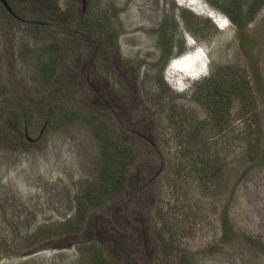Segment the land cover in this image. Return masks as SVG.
I'll use <instances>...</instances> for the list:
<instances>
[{"label": "rangeland", "instance_id": "rangeland-1", "mask_svg": "<svg viewBox=\"0 0 264 264\" xmlns=\"http://www.w3.org/2000/svg\"><path fill=\"white\" fill-rule=\"evenodd\" d=\"M255 1L60 0L65 32L0 11V83L11 89V81L21 82L16 93L36 100L44 90L37 67L53 57L58 71L47 95L59 83L80 109L73 120L29 124L37 141L26 130L0 135V264H91L94 246L110 257L111 236L136 231L134 209L127 193L99 203L84 194L102 166V140L90 120L95 115L96 124L105 122L124 142H155L166 155L180 137L168 125L175 106L208 120L202 137L221 173L201 184L193 173L179 181L162 173L151 186L152 214L144 217L192 264H264V1L251 9ZM234 7L244 13L251 46L230 19ZM190 12L199 17L191 29L184 19ZM171 38L176 43L169 48ZM203 60L206 73L198 67ZM172 63L183 73L170 83ZM217 67L236 73L255 98L262 143L249 155L237 132V104L221 128L191 93Z\"/></svg>", "mask_w": 264, "mask_h": 264}, {"label": "trees", "instance_id": "trees-1", "mask_svg": "<svg viewBox=\"0 0 264 264\" xmlns=\"http://www.w3.org/2000/svg\"><path fill=\"white\" fill-rule=\"evenodd\" d=\"M13 9V13L0 2V11L6 17H12L22 23H32L43 28L45 31L57 29L62 32L69 30L67 15L61 9L60 0H7ZM15 1L21 3V8L15 7ZM264 0H256L251 6L254 9ZM230 19L238 28L245 40V45L251 46L253 40L244 33L246 18L240 9L234 7L229 13ZM186 25H196L198 16L190 12L184 15ZM196 19V20H195ZM198 23V22H197ZM57 42L51 44L56 45ZM175 39H166L169 48L175 46ZM183 44V40H180ZM55 47V46H54ZM186 55L182 54L181 56ZM179 56V58L181 57ZM51 57L50 60L41 61L37 71V82L44 88L36 100L29 93L17 94L22 89L21 82L11 81L15 88H8L0 83V135L5 137L7 132L16 129L19 133L25 132L29 124L35 125L57 122L61 118L73 120L79 114V108L74 103V96L62 93L64 87L54 86L51 95H47V87L55 80L58 71V59ZM172 63L168 70V81L173 83L178 80L181 73ZM185 73V72H184ZM191 74L188 73L187 78ZM175 78V79H174ZM185 80V78H183ZM15 84V85H14ZM18 87H17V86ZM250 89V87H249ZM248 89L245 81L225 68H214L208 77H204L198 85L192 89V95L197 98L212 115L211 124L218 127L226 126L225 120L230 116L232 107L237 104L236 114L240 120L238 136L242 144V152L249 155L257 151L262 143L261 124L258 118V108L253 99L252 92ZM62 90V91H61ZM97 94L102 93L97 91ZM110 89V99L112 97ZM184 96V95H183ZM105 97V96H103ZM113 98V97H112ZM35 101V102H34ZM208 115V114H207ZM210 116H208L210 118ZM95 119L96 116H93ZM90 120L93 129L102 140L99 180L85 189V196L92 202L99 203L106 196L116 197L122 193L131 195L130 207L133 206L134 229L131 235L119 233L111 236L110 257L104 249L93 247L91 249V264H192L191 256L187 253L177 254L174 242H170L156 227L153 229L148 217L151 215L152 183L162 173L168 175L171 180L179 181L186 174L193 173L200 184L211 177H219L221 166L216 158L208 154V143L202 137L205 129L206 118L194 120L186 114L180 106L171 108V116L168 125L178 131L173 151L163 155L155 142L147 141L142 145L124 142L121 137L115 136V130L109 134V126L104 122L96 124ZM226 121V122H225ZM140 136L147 135L138 133ZM183 137V138H181ZM210 177V178H211ZM132 204V206H131ZM125 222L122 229L127 225L129 209L126 211ZM143 215V217H142ZM129 224V223H128ZM158 240L157 249L154 238Z\"/></svg>", "mask_w": 264, "mask_h": 264}, {"label": "water", "instance_id": "water-1", "mask_svg": "<svg viewBox=\"0 0 264 264\" xmlns=\"http://www.w3.org/2000/svg\"><path fill=\"white\" fill-rule=\"evenodd\" d=\"M1 2H2V4L7 8V10H9L10 12H14L13 10H12V8H11V6H10V4L8 3V1L7 0H0ZM42 135V132L40 133V136ZM26 137H27V139L28 140H30V141H37L38 140V138H36V139H34V138H32L30 135H29V133H28V131L26 130Z\"/></svg>", "mask_w": 264, "mask_h": 264}, {"label": "clouds", "instance_id": "clouds-1", "mask_svg": "<svg viewBox=\"0 0 264 264\" xmlns=\"http://www.w3.org/2000/svg\"><path fill=\"white\" fill-rule=\"evenodd\" d=\"M188 42H189V41H188ZM188 42H187V43H188ZM199 65H200V66H199ZM199 65H198V67H200V68L202 69L200 72H201V73H204V72L206 73V71H207V63L205 62V60H203V64H199ZM200 72H196L194 75H197V74H199ZM201 73H200V74H201ZM200 74H199V75H200Z\"/></svg>", "mask_w": 264, "mask_h": 264}]
</instances>
